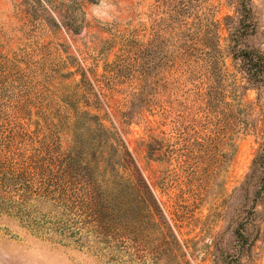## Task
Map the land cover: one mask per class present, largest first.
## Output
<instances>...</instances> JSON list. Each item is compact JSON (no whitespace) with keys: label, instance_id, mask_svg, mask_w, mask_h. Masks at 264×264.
<instances>
[{"label":"rangeland","instance_id":"374dc122","mask_svg":"<svg viewBox=\"0 0 264 264\" xmlns=\"http://www.w3.org/2000/svg\"><path fill=\"white\" fill-rule=\"evenodd\" d=\"M0 185V264H264V0H0Z\"/></svg>","mask_w":264,"mask_h":264},{"label":"trees","instance_id":"16d2710c","mask_svg":"<svg viewBox=\"0 0 264 264\" xmlns=\"http://www.w3.org/2000/svg\"><path fill=\"white\" fill-rule=\"evenodd\" d=\"M79 117L84 119V129L80 126H78V129L83 133L88 142L86 150L95 151L94 157L92 159H87L85 165H91L97 170L95 180L88 179L89 177L82 175L81 177L83 180H80V184L86 189V198L92 201L89 208V214L93 221L95 224L106 223V218L114 212V207L112 205V200L108 197V193L102 190V188H106L107 191H110L107 186L113 184V181L115 180L113 172H118L119 170H122V168L127 169V161H125L123 155L119 154H115L113 159V154H110L109 150H115V148H113L115 146H113L112 143L109 144L108 137L110 133L99 123V118L97 116L89 115L84 112L79 114ZM71 178L74 180L73 177ZM116 179L120 178L116 177ZM141 199L142 197H140L139 200ZM152 201L156 204L154 198ZM149 222H152L151 219Z\"/></svg>","mask_w":264,"mask_h":264}]
</instances>
